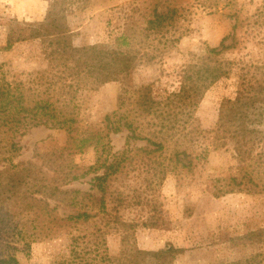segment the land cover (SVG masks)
<instances>
[{
	"label": "rangeland",
	"instance_id": "374dc122",
	"mask_svg": "<svg viewBox=\"0 0 264 264\" xmlns=\"http://www.w3.org/2000/svg\"><path fill=\"white\" fill-rule=\"evenodd\" d=\"M54 1L0 0V77L21 84L24 91H33L39 83L49 84L57 76L44 59L40 41L32 36L33 29L48 25L47 12ZM79 4L67 16L74 46L129 51L141 61L126 82L110 83L98 90L83 87L73 102L86 135L103 134V143H110L113 153L126 152V162L106 197L109 215L105 221L93 219L76 227L64 221L72 212L51 204L48 235L30 249L21 246L19 264H110V258L120 253L126 230L113 224L117 219L137 224L136 232L130 233L134 234L131 241L149 253L150 260L157 255L165 259L166 248L173 245L186 250L183 256L167 259L173 264H216L261 251L264 264L261 246H234L248 232L264 229V188L258 187L251 194L214 196L218 184L235 173L236 161L230 153L216 151L206 164L198 165L195 160L193 172H168L163 177L152 155L140 150L147 142L140 139L150 130L146 120L136 122L141 131L134 142L127 140L126 130L114 134L106 128V117L117 110L125 85L140 88L153 84L163 100L179 88L177 72L182 66L196 62L225 41L230 49L222 58L231 73L206 93L195 113L200 128L212 135L220 106L233 97L241 77L264 80V0H81ZM155 9L169 17L162 31L149 29ZM122 36L128 38L127 45H121L120 40L118 46ZM168 46H174L173 51L163 53ZM152 56L154 60L149 62ZM256 128L264 130L263 125ZM67 138L64 130H32L19 138L22 150L15 163L42 167L55 177H62L58 172L61 164L70 165L79 177L71 187L99 195L90 182L95 175L91 167L100 150L93 146L84 151L70 150ZM54 153L62 158L50 167L45 157ZM260 186H264V176ZM78 236L83 239L72 244ZM75 250L79 257H75ZM88 250L96 253L89 255Z\"/></svg>",
	"mask_w": 264,
	"mask_h": 264
},
{
	"label": "trees",
	"instance_id": "16d2710c",
	"mask_svg": "<svg viewBox=\"0 0 264 264\" xmlns=\"http://www.w3.org/2000/svg\"><path fill=\"white\" fill-rule=\"evenodd\" d=\"M80 1L55 0L47 12L48 25L41 24L40 28L33 29L32 36L40 41L45 61L52 71L55 70L57 76L52 78L55 82L39 83L33 91H24L21 84L14 85L5 76L0 77V264H19L20 247L30 249L48 235L47 212L51 204L72 212L64 221L76 227L93 219L105 221L109 215L106 197L123 172L126 152L113 153L110 143H103V134L86 135L73 102L83 87L98 90L110 83L126 82L141 61L129 51L74 46L67 16L80 6ZM153 15L149 29L162 31L169 22L168 15L156 9ZM120 40H123L121 45H127V37L119 38L118 46ZM173 49L174 46H168L163 53ZM229 49L223 41L221 46L210 49L196 62L182 66L177 72L179 88L163 100L155 93L153 84L140 88L125 85L126 90L117 100V110L106 117L108 133L120 134L126 130L130 142L140 137L137 133L141 130L136 122L146 120L150 130L140 139L147 141L140 150L147 156L152 155L163 177L168 172H193L197 165L195 160L198 165L206 164L216 151L230 153L236 161L235 173L218 184V193L214 195L218 198L235 193L251 194V191L264 188L260 186L264 176V130L256 128V125L264 126V80L247 81L241 77L233 97L222 102L212 135L200 128L195 114L206 93L229 77L231 68L222 58ZM153 60L154 56L149 62ZM40 127L64 130L70 150L84 151L91 146L100 150L99 158L91 167L95 175L90 182L92 190L99 195L71 187L79 177L70 165L61 164L58 172L62 177H55L42 167L33 169L27 164L15 163L22 150L19 138ZM56 155L45 157L46 165H57L62 156ZM15 198L19 199L16 203ZM116 223L126 230L122 234L120 253L110 258V264H173L167 259L174 260L186 253L170 245L166 248L165 259L157 255L155 260H150L149 253L142 252L131 241L134 234L130 233L136 232L137 224L120 219L113 222ZM80 238L83 239L78 236L71 243ZM256 244L264 249V229L248 232L234 246ZM88 251L89 255L96 253V250ZM73 253L75 257L80 256L76 250ZM262 257L261 251L216 264H262ZM87 264H94V261Z\"/></svg>",
	"mask_w": 264,
	"mask_h": 264
}]
</instances>
